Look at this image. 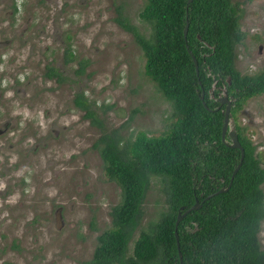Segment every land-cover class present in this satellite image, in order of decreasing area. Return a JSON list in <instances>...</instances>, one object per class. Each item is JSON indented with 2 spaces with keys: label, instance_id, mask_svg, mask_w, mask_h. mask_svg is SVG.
Segmentation results:
<instances>
[{
  "label": "rangeland",
  "instance_id": "obj_1",
  "mask_svg": "<svg viewBox=\"0 0 264 264\" xmlns=\"http://www.w3.org/2000/svg\"><path fill=\"white\" fill-rule=\"evenodd\" d=\"M144 1L0 0V264H86L97 235L111 226L120 187L104 173L92 145L101 128L74 105L76 92L93 102L105 129L125 138L139 130L157 135L174 119L143 71L141 48L113 19L119 10L148 34L138 16ZM231 2L245 32L235 67L262 70L264 0ZM66 46L73 57L64 62ZM79 59L86 62L76 73ZM51 63L63 82L43 76ZM234 122L264 166V92L242 101ZM162 187L151 178L133 237L166 209ZM257 237L264 249V218Z\"/></svg>",
  "mask_w": 264,
  "mask_h": 264
},
{
  "label": "trees",
  "instance_id": "obj_2",
  "mask_svg": "<svg viewBox=\"0 0 264 264\" xmlns=\"http://www.w3.org/2000/svg\"><path fill=\"white\" fill-rule=\"evenodd\" d=\"M241 14L231 0H145L138 11L150 27L144 34L117 11L114 19L141 48L143 71L170 102L174 119L157 135L139 130L125 138L116 127L104 128L93 102L81 92L74 94L73 102L84 110L83 116L101 128L92 145L105 175L120 187V200L110 210L111 226L97 235L86 264H264L257 237L264 218V166L236 122L242 161L226 190L203 199L227 184L239 156L238 148L225 143L228 136L224 141L220 136L224 103L216 97L221 87L233 98L229 108L233 118L242 101L264 92V69L241 72L234 64L236 46L245 36ZM188 50L196 59L197 73ZM71 58L67 48L64 61ZM85 62L79 59L74 71L80 73ZM44 74L62 78L50 65ZM154 176L163 182L166 209L133 237ZM195 197L200 206L187 211L176 226L180 263L173 223L176 212Z\"/></svg>",
  "mask_w": 264,
  "mask_h": 264
},
{
  "label": "water",
  "instance_id": "obj_3",
  "mask_svg": "<svg viewBox=\"0 0 264 264\" xmlns=\"http://www.w3.org/2000/svg\"><path fill=\"white\" fill-rule=\"evenodd\" d=\"M189 2V0H186V3ZM186 29H187V21H185V24L183 26V36L185 38V34H186ZM185 47L187 49V44L185 43ZM191 59L193 61L194 64V69L195 72L197 73V62L195 57L193 56V54H191V52L188 50ZM202 95L203 92L201 91L199 94V98L202 99ZM216 100L220 103H224V107H223V117H222V124H221V131H220V136L221 139L224 141V135L228 136L229 141L225 143L229 146L232 147H236L239 150V156H238V160L236 162V164L234 165V167L231 170V173L229 175L227 184L225 186H221L218 189L214 190L213 192H210L208 194H206L203 199L208 198L210 195L220 192V191H224L226 190L230 183L231 180L233 178L234 173L236 172L237 168L239 167L241 161H242V157H243V147L242 145L239 143L238 139H237V135L235 132V128H234V123H233V118L229 115V108H230V104H231V98L227 95V92L225 91L224 87H222V96L216 97ZM202 104L206 107L205 102L202 100ZM200 206V202H198L197 198H194V201L191 205H189L188 207H186L182 212H180L179 210L176 212V216L174 219V223H173V233H174V238H175V245H176V250H177V254H178V260L181 263V254L179 251V242L177 239V232H176V226L178 221L181 219V217L189 210L191 209H195L198 208ZM183 206L180 205L179 209H182Z\"/></svg>",
  "mask_w": 264,
  "mask_h": 264
},
{
  "label": "flooded vegetation",
  "instance_id": "obj_4",
  "mask_svg": "<svg viewBox=\"0 0 264 264\" xmlns=\"http://www.w3.org/2000/svg\"><path fill=\"white\" fill-rule=\"evenodd\" d=\"M114 17L115 16H113V19H114ZM114 21L115 22H117L115 19H114ZM118 23V22H117ZM119 24V23H118ZM120 25V24H119ZM121 26V25H120ZM122 27V26H121ZM123 28V27H122ZM124 29V28H123ZM126 30V29H125ZM128 31V30H127ZM130 32V31H129ZM131 33V32H130ZM132 35V34H131ZM67 48H69V46H66V47H64V49H63V61H64V51L67 49ZM70 49V48H69ZM72 51V50H71ZM72 57H73V54H72ZM72 59V58H71ZM65 62V61H64ZM46 65H50V64H45L44 65V67H43V72H42V74H43V76H45L46 78H53L56 82H63V80H65V79H63L64 77L62 76V78L60 79V80H57L56 79V75H51V76H47V75H45L44 74V71L46 70ZM50 66H53L54 68H55V66L51 63V65ZM58 71V70H57ZM60 72V71H59ZM61 73V72H60ZM62 75V74H61ZM227 95L231 98V100L233 99L232 98V96L229 94V93H227ZM219 96H222V87H221V90L219 91ZM219 96H217V97H219ZM74 97V96H73ZM75 106H77L76 104H74ZM78 107V106H77ZM79 108V107H78Z\"/></svg>",
  "mask_w": 264,
  "mask_h": 264
},
{
  "label": "clouds",
  "instance_id": "obj_5",
  "mask_svg": "<svg viewBox=\"0 0 264 264\" xmlns=\"http://www.w3.org/2000/svg\"><path fill=\"white\" fill-rule=\"evenodd\" d=\"M18 2H19V0H18ZM3 187V185H0V188H2Z\"/></svg>",
  "mask_w": 264,
  "mask_h": 264
}]
</instances>
